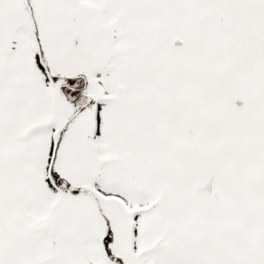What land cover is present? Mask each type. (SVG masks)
Wrapping results in <instances>:
<instances>
[{"label": "snow or ice", "instance_id": "6c2138e0", "mask_svg": "<svg viewBox=\"0 0 264 264\" xmlns=\"http://www.w3.org/2000/svg\"><path fill=\"white\" fill-rule=\"evenodd\" d=\"M0 264H264V0H0Z\"/></svg>", "mask_w": 264, "mask_h": 264}]
</instances>
